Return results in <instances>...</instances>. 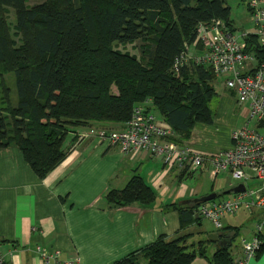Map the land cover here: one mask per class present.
Masks as SVG:
<instances>
[{
  "label": "trees",
  "instance_id": "trees-1",
  "mask_svg": "<svg viewBox=\"0 0 264 264\" xmlns=\"http://www.w3.org/2000/svg\"><path fill=\"white\" fill-rule=\"evenodd\" d=\"M10 10L13 28L7 23ZM229 14L225 0H39L33 5L0 0V76L14 74L17 94L12 106L9 88L0 80V148H18L43 179L66 158L65 141L69 135L74 141L77 129L114 124L122 130L133 108L148 101L173 133L167 141L183 146L196 125L213 123L209 104L216 96V77L195 62L183 63L176 74L174 61L188 46L202 50L199 25L220 20L233 33ZM242 40L255 64L264 65L256 35ZM134 43L139 57L114 48ZM104 198L109 209L150 208L157 195L134 174L123 189ZM197 206L191 201L166 208L177 212L184 230L201 220ZM238 230L222 228L235 235L210 256L208 240L189 243L190 235H183L170 241L159 237L112 264H191L196 258L235 264L230 247ZM263 249L264 244L255 258Z\"/></svg>",
  "mask_w": 264,
  "mask_h": 264
},
{
  "label": "crops",
  "instance_id": "crops-1",
  "mask_svg": "<svg viewBox=\"0 0 264 264\" xmlns=\"http://www.w3.org/2000/svg\"><path fill=\"white\" fill-rule=\"evenodd\" d=\"M216 82L219 87L213 86L217 100L213 123L196 125L190 140L184 143L205 156L230 148V132L240 120L244 121L241 127L248 121L247 107L237 104L235 96L222 82ZM148 105H152L150 101L143 106L150 113ZM156 120L163 123L160 117ZM121 128L114 124H95L77 129L75 135L87 133L88 137L73 141L69 135L65 141L68 155L43 179L36 177L18 148H0V257L3 264H42L38 247L59 252L60 260L112 264L159 237L170 241L190 235L188 242L193 243L204 241L200 239L203 234L208 238L219 232L212 225L211 231L200 228L201 220L181 230L177 212L166 207L226 192L233 188L228 181L221 175L211 177L208 163L196 172H189L168 168L144 152L122 154L117 147L100 144L93 132ZM134 174L155 191L157 198L153 206L109 209L105 195L110 190L123 189ZM203 174L210 184L204 193L201 186L192 187L186 182L195 181ZM239 211L248 214L247 225L230 226L222 222L223 228H238V235L241 233L233 249L235 261L242 256L240 239L255 235V225L261 217L257 209ZM260 239L263 245L264 226ZM217 248L220 246L216 242H210L206 247L208 256ZM230 251L233 254L232 249ZM247 263L264 264V249ZM191 264H208V261L196 258Z\"/></svg>",
  "mask_w": 264,
  "mask_h": 264
},
{
  "label": "built area",
  "instance_id": "built-area-1",
  "mask_svg": "<svg viewBox=\"0 0 264 264\" xmlns=\"http://www.w3.org/2000/svg\"><path fill=\"white\" fill-rule=\"evenodd\" d=\"M247 5L251 9L255 35L264 48V0H247ZM246 35L236 37L220 20L207 26L199 25L198 41L202 44V54L193 60L210 67L216 79L235 96L237 104L247 107V124L230 132V148L205 156L188 145L169 142L167 139L173 136L171 129L164 122H158L143 105L133 108L132 116L122 130L93 131L100 144L117 147L122 154L144 152L168 168L189 172H196L208 163L211 177L227 173L239 182L236 186L242 185L243 191L216 197L199 204L195 210L196 217L209 220L219 232L226 216L241 209L261 211L255 235L240 239L242 256L235 264H248L255 258L262 245L260 233L264 226V65L257 66L253 54L246 52L247 46L242 40ZM188 47L185 55L174 61L176 74L182 64L188 62L185 60ZM251 121L254 122L252 128L248 126ZM88 135L78 134L76 140L81 141ZM37 254L42 264H79L77 259L60 260L57 251L49 252L38 247ZM0 264H3L1 257Z\"/></svg>",
  "mask_w": 264,
  "mask_h": 264
},
{
  "label": "rangeland",
  "instance_id": "rangeland-1",
  "mask_svg": "<svg viewBox=\"0 0 264 264\" xmlns=\"http://www.w3.org/2000/svg\"><path fill=\"white\" fill-rule=\"evenodd\" d=\"M39 0H27L28 5H33L36 2H38ZM246 1L247 0H225L226 5L230 8V14L229 17L230 19L233 21V27H234V32L233 34L236 37H241V35L244 34H255L256 33V28L254 25V22L252 21V16L250 14V12L248 11L247 7H246ZM7 23L10 25L11 28H13L14 25V15H13V11L10 10L7 13ZM13 32V30H12ZM138 43H134V44H126V45H115L114 48L116 50H119L121 52H127L131 55H134L136 57H139V49H138ZM202 54V51L200 49H197V47L194 46H189L188 47V52H187V57L185 58V60H188V62H193V60H195V56H199ZM3 77L1 80V76H0V80L3 81V83L7 86V88H9L10 91V101L12 106H16L17 103V94H16V88H15V77L13 73H4L3 72ZM217 80V79H216ZM218 81V80H217ZM218 84V82H215L214 85ZM217 87H219L218 85H216ZM216 87V88H217ZM218 89V88H217ZM112 91L114 92V89H112ZM216 98H214L210 104L209 107L212 110L213 116L215 115L216 112ZM148 108H150V113L152 114V116L155 117V119H158L159 113L158 111L152 106V105H148ZM241 122L242 125L244 124V121L240 120L238 122V124H236V129H239V127H241ZM254 122L251 121V125L250 128L253 127ZM260 131V130H259ZM220 177H223V179L225 178L228 181V185L231 187H235L237 184H239V182L233 180L230 178V176L227 173H223L221 174ZM196 179H199L198 181H196ZM195 181H193L192 179L186 181L188 183V185H192L195 186L196 188H198L199 186H201L202 189H204L202 191V193L205 192V190L208 191L209 189V182L207 179V175H202V177H196L194 179ZM186 183V185H187ZM230 188V187H229ZM226 196V195H225ZM224 196V197H225ZM248 214H245L244 212L239 211L238 213H236L233 216H227L225 217L223 221H225L226 223H228L230 226H236L238 224H242L245 223V225H247V218H248ZM212 224L210 223L209 220L207 219H201L200 221V228H205L208 231L212 230ZM242 228V227H241ZM241 236L238 235L235 240L232 242L230 250L235 248L234 246L236 245L239 237ZM201 240H206L208 239L206 237V235H202ZM198 241V240H197ZM196 242V241H195ZM233 258H235V254L233 252ZM235 261V259H234ZM142 264H145L144 262Z\"/></svg>",
  "mask_w": 264,
  "mask_h": 264
},
{
  "label": "water",
  "instance_id": "water-1",
  "mask_svg": "<svg viewBox=\"0 0 264 264\" xmlns=\"http://www.w3.org/2000/svg\"><path fill=\"white\" fill-rule=\"evenodd\" d=\"M243 189L244 188L242 185H238V186H235V187L229 189L228 191L224 192V195L229 194V193H238V192L243 191ZM216 197H217V194L212 193V194H209L207 196L195 199L194 203L199 205L201 203H206L208 201L214 200V199H216ZM234 235H235V233L233 231H230V232L220 231L218 233L210 235L208 237V240L210 242H216L218 244V246H220V247H225V246H227V244L231 243V239L234 237Z\"/></svg>",
  "mask_w": 264,
  "mask_h": 264
}]
</instances>
